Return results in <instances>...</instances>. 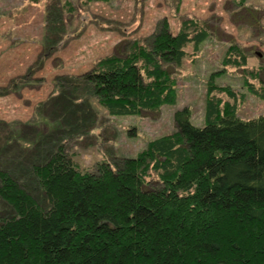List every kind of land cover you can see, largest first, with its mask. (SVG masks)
Instances as JSON below:
<instances>
[{
  "label": "trees",
  "instance_id": "1",
  "mask_svg": "<svg viewBox=\"0 0 264 264\" xmlns=\"http://www.w3.org/2000/svg\"><path fill=\"white\" fill-rule=\"evenodd\" d=\"M209 36L196 19L184 18L176 31L163 20L124 53L56 80L49 102L82 104L81 117L93 100L111 116L158 112L178 100L172 70L182 66L186 47L196 53ZM247 65L232 43L223 66L242 68L249 92L264 100V69L252 74ZM212 78L203 127L184 107L174 113L171 134L93 172L80 168L57 136L71 129L75 109L26 122L48 129L29 140L18 123L0 121V264H264V116L239 118L244 94ZM9 161L27 168L39 198Z\"/></svg>",
  "mask_w": 264,
  "mask_h": 264
},
{
  "label": "rangeland",
  "instance_id": "2",
  "mask_svg": "<svg viewBox=\"0 0 264 264\" xmlns=\"http://www.w3.org/2000/svg\"><path fill=\"white\" fill-rule=\"evenodd\" d=\"M184 18L205 23L210 36L196 53L188 45L182 66L172 70L175 104L158 112L111 116L93 100L92 110L87 108L90 115L81 117L82 104L49 102L56 80L81 75L99 59L124 53L130 42L149 36L163 20L176 31ZM232 43L248 58V73L264 69V0H0V121L18 123L29 140L48 129L42 122L37 131L31 130L26 122L52 121L62 110L75 109L69 117L71 129L57 136L78 166L93 172L103 161L115 164L135 157L150 140L171 134L174 113L184 107L191 109L192 123L203 127L212 76L217 86L244 94L237 103L239 118H259L264 116V100L249 92L243 69L223 66ZM261 80L264 85V70ZM12 85H18V91ZM218 95L230 100L225 93ZM41 103L47 105L40 108ZM9 164L12 174L39 198L27 168Z\"/></svg>",
  "mask_w": 264,
  "mask_h": 264
}]
</instances>
